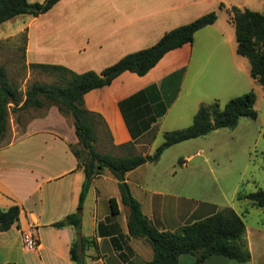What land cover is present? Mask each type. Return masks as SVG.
I'll return each mask as SVG.
<instances>
[{
	"label": "crops",
	"instance_id": "0c3cea01",
	"mask_svg": "<svg viewBox=\"0 0 264 264\" xmlns=\"http://www.w3.org/2000/svg\"><path fill=\"white\" fill-rule=\"evenodd\" d=\"M233 6L247 8L223 0H60L45 17L24 14L1 24L25 16L22 26L2 39L25 31L28 65L53 63L79 73L101 72L124 55L154 45L168 31L219 9L217 20L198 30L192 43L167 52L145 75L125 71L84 96L85 106L104 118L114 145L137 141L136 151L151 155L165 132L192 124L200 105L216 100L224 104L256 88L249 60L237 53L229 14ZM211 32L218 34V42L202 38ZM206 136L176 143L157 162L127 172L131 192L160 230H177L226 207L243 217L249 261L214 255L198 263L194 255L182 254L179 264H264V220L248 223L250 212L234 201L214 200L226 192ZM159 138L163 140L157 144ZM77 142L71 119L51 106L30 118L20 136L0 145V207L18 204L21 209L19 227L0 231V264H76L70 249L80 236L95 242L84 249L87 264H146L154 258L146 239L129 237L128 209L109 169L98 170L79 211L84 172L70 148ZM111 198L116 199L117 214ZM76 211L81 214L79 231L53 226ZM26 235L36 236V248L26 247Z\"/></svg>",
	"mask_w": 264,
	"mask_h": 264
},
{
	"label": "trees",
	"instance_id": "16d2710c",
	"mask_svg": "<svg viewBox=\"0 0 264 264\" xmlns=\"http://www.w3.org/2000/svg\"><path fill=\"white\" fill-rule=\"evenodd\" d=\"M59 1L0 0V25L18 15L44 14ZM229 14L235 26L237 53L249 60L250 74L264 92V12L233 6L229 9ZM217 18V12L211 11L190 23L180 25L165 33L154 45L124 55L101 72L89 70L79 73L61 64L32 63L28 65L30 68L51 73L58 80L54 83L34 81L25 91L10 80L5 64H0V145L7 138L12 113H18L16 120L20 124V112L41 111L39 115H42L51 106H56L61 114L71 119L78 137V142L70 145L78 159V166L84 172L78 209L83 207L98 170L103 167L109 169L118 181L122 202L128 209L129 237L146 239L154 250V258L146 264H179L182 254L194 255L198 263L214 255L239 262L250 260L246 222L233 208H223L174 231L160 230L143 213L140 202L131 192L126 173L147 161L157 162L162 153L176 143L205 136L219 128H235L243 116L256 118V93L251 90L224 104L216 100L200 105L192 124L183 129L165 132L164 141L151 155L138 153L137 141L114 145L104 118L85 106L84 96L93 89L111 84L114 78L125 71L145 75L167 52L192 43L196 32L213 24ZM26 40L25 32L24 50ZM99 123L104 125L105 135L112 148L121 149L123 153L114 154L112 151L97 149L96 143L100 139ZM244 198L249 200L252 206L264 208V189L238 193V201ZM110 204L113 214H117L116 199L111 198ZM20 210L18 204L8 208L0 207V231L19 227ZM80 225L81 214L77 211L53 223L56 228L73 226L77 231L80 230ZM94 243L93 239L85 236L76 238L70 249L72 261L76 264H87L83 252L87 244Z\"/></svg>",
	"mask_w": 264,
	"mask_h": 264
},
{
	"label": "rangeland",
	"instance_id": "374dc122",
	"mask_svg": "<svg viewBox=\"0 0 264 264\" xmlns=\"http://www.w3.org/2000/svg\"><path fill=\"white\" fill-rule=\"evenodd\" d=\"M39 2L43 0H37ZM226 5L247 6V8L264 12V0H223ZM51 10L42 15L54 13ZM219 15V9L214 10ZM25 16H19L16 20L0 25V39L16 32L21 26ZM24 34L25 31L15 37L0 40V64H5L8 77L12 82L17 84L22 91L34 81L45 83H54L58 79L51 73H45L34 70L28 66L24 58ZM205 39L219 40L215 32L205 34ZM201 37V36H200ZM197 43V42H196ZM199 45L196 44V48ZM195 48V49H196ZM47 59L48 57H44ZM247 59V58H246ZM53 64V63H44ZM62 65V64H61ZM89 71V70H88ZM256 88H250L256 93L255 108L257 117L243 116L240 118L235 128H219L207 134L205 143L207 148H211L214 153V162L220 176L219 184L226 192L224 198H214L218 203L227 204L233 202L236 206L250 212L246 214L248 223L257 220H264V209L252 206L247 199L240 200L237 203L238 193H249L264 189V94H261L260 85L255 82ZM249 89V90H250ZM251 91V90H250ZM225 102V101H223ZM222 103V102H221ZM40 112L28 111L20 112L21 123L18 124L16 117L18 113H12L10 119V129L7 138L3 143L10 141L11 138L20 136L23 132L24 125L33 116L39 115ZM100 139L96 143L97 149L101 151H114L105 135L104 125L99 123ZM163 139L159 138L157 144ZM156 144V145H157ZM229 199V201H226ZM254 207V208H253Z\"/></svg>",
	"mask_w": 264,
	"mask_h": 264
},
{
	"label": "built area",
	"instance_id": "2783aa9c",
	"mask_svg": "<svg viewBox=\"0 0 264 264\" xmlns=\"http://www.w3.org/2000/svg\"><path fill=\"white\" fill-rule=\"evenodd\" d=\"M24 242L29 249H34L38 246V239L34 235H26Z\"/></svg>",
	"mask_w": 264,
	"mask_h": 264
},
{
	"label": "water",
	"instance_id": "95a60500",
	"mask_svg": "<svg viewBox=\"0 0 264 264\" xmlns=\"http://www.w3.org/2000/svg\"><path fill=\"white\" fill-rule=\"evenodd\" d=\"M79 211H80V209H79ZM78 236H80V233H78Z\"/></svg>",
	"mask_w": 264,
	"mask_h": 264
}]
</instances>
